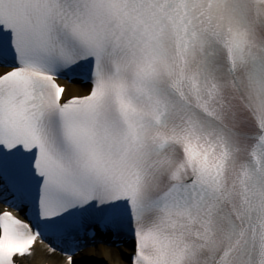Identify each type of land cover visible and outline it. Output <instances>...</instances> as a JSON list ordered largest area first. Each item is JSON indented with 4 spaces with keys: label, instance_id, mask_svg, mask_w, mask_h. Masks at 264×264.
Wrapping results in <instances>:
<instances>
[{
    "label": "snow or ice",
    "instance_id": "1",
    "mask_svg": "<svg viewBox=\"0 0 264 264\" xmlns=\"http://www.w3.org/2000/svg\"><path fill=\"white\" fill-rule=\"evenodd\" d=\"M0 264H264V0H0Z\"/></svg>",
    "mask_w": 264,
    "mask_h": 264
}]
</instances>
